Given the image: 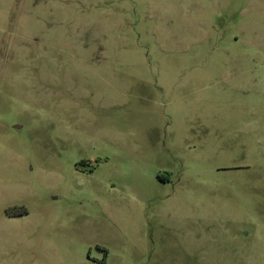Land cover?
<instances>
[{
	"label": "rangeland",
	"instance_id": "rangeland-1",
	"mask_svg": "<svg viewBox=\"0 0 264 264\" xmlns=\"http://www.w3.org/2000/svg\"><path fill=\"white\" fill-rule=\"evenodd\" d=\"M0 264H264V0H0Z\"/></svg>",
	"mask_w": 264,
	"mask_h": 264
},
{
	"label": "flooded vegetation",
	"instance_id": "flooded-vegetation-1",
	"mask_svg": "<svg viewBox=\"0 0 264 264\" xmlns=\"http://www.w3.org/2000/svg\"><path fill=\"white\" fill-rule=\"evenodd\" d=\"M28 213H26L25 215H27ZM15 217V215H12L10 218H14Z\"/></svg>",
	"mask_w": 264,
	"mask_h": 264
}]
</instances>
